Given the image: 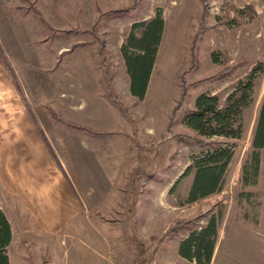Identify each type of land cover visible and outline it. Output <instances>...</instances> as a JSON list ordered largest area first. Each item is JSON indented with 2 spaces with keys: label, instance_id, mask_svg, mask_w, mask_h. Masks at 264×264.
I'll return each instance as SVG.
<instances>
[{
  "label": "rangeland",
  "instance_id": "rangeland-1",
  "mask_svg": "<svg viewBox=\"0 0 264 264\" xmlns=\"http://www.w3.org/2000/svg\"><path fill=\"white\" fill-rule=\"evenodd\" d=\"M201 11L200 0H0V93L20 97L65 164L71 139L102 136L122 152L125 186L136 182L133 209L83 207L59 253L101 240L105 264H198L179 246L213 220L209 264H264V149L256 180L242 175L264 96V0H210ZM157 13L163 31L139 100L129 92L122 50ZM252 71L238 139H205L184 125L200 94L223 106ZM199 140L231 157L221 189L190 202L194 162L206 151Z\"/></svg>",
  "mask_w": 264,
  "mask_h": 264
},
{
  "label": "crops",
  "instance_id": "crops-1",
  "mask_svg": "<svg viewBox=\"0 0 264 264\" xmlns=\"http://www.w3.org/2000/svg\"><path fill=\"white\" fill-rule=\"evenodd\" d=\"M19 98L0 93V211L10 227L8 264H105L99 249L105 241L89 240L86 247L73 245L61 253L58 244L83 207L94 209L93 202L102 203L101 209L105 203L123 208L126 202V210L133 209L136 182L125 186L122 152L102 136L71 139L65 164Z\"/></svg>",
  "mask_w": 264,
  "mask_h": 264
},
{
  "label": "trees",
  "instance_id": "trees-1",
  "mask_svg": "<svg viewBox=\"0 0 264 264\" xmlns=\"http://www.w3.org/2000/svg\"><path fill=\"white\" fill-rule=\"evenodd\" d=\"M138 1V0H135ZM202 4L201 16L204 17L209 10L210 0H200ZM138 27V26H135ZM139 38L134 35L129 37L127 46L123 47L127 73L130 77L129 92L139 100L145 96L149 77L153 68L157 46L163 31V20L160 13L142 26ZM133 49L135 52L129 53ZM216 63L217 60L213 58ZM225 71H230L228 68ZM254 72L252 71L247 80L240 81L235 91L228 96L221 106L219 99L209 93H202L194 103V109L184 117V125L205 139L225 138L238 139L241 134L240 115L241 110L251 103ZM226 75V73L224 74ZM220 76V79L224 77ZM181 99L184 92L180 94ZM33 118V117H32ZM170 121V119H169ZM40 132V130H39ZM43 140L47 143L44 135L40 132ZM197 143L206 148V151L195 159V174L189 193V201L194 202L210 196L221 189L222 177L226 171L231 157V151L227 148L218 147L215 143L199 140ZM48 145V144H47ZM49 147V146H48ZM50 148V147H49ZM264 149V96L256 118L252 140L251 153L248 161L242 168L245 182L249 178L255 181L259 173L260 151ZM191 169H187L185 175ZM186 225L187 222H178V226ZM215 223L211 220L208 226L198 232L191 233L179 246V254L187 260L196 259L198 264H209L215 245ZM11 238L10 227L0 211V264H8L6 247Z\"/></svg>",
  "mask_w": 264,
  "mask_h": 264
}]
</instances>
